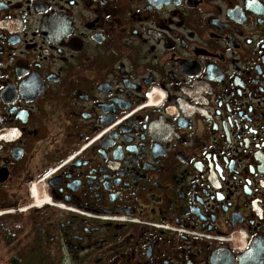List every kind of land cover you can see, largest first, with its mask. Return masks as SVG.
<instances>
[{"label":"flooded vegetation","instance_id":"1","mask_svg":"<svg viewBox=\"0 0 264 264\" xmlns=\"http://www.w3.org/2000/svg\"><path fill=\"white\" fill-rule=\"evenodd\" d=\"M0 264H264V0H0Z\"/></svg>","mask_w":264,"mask_h":264}]
</instances>
